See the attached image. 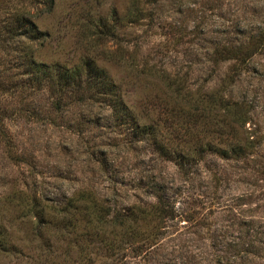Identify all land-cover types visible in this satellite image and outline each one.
<instances>
[{"label":"rangeland","instance_id":"1","mask_svg":"<svg viewBox=\"0 0 264 264\" xmlns=\"http://www.w3.org/2000/svg\"><path fill=\"white\" fill-rule=\"evenodd\" d=\"M140 7V0H56L53 10L37 19L47 34L40 57L80 66L83 75L124 77L125 59L132 54L186 75L193 89L213 90L233 76L226 90L252 109L253 124L246 126L261 139L255 156L232 161L205 151L202 161L181 171L118 124L103 104L54 110L45 88H27V74L12 64L15 42L5 41L0 46V76L7 79L0 89V264H264V50L241 67L237 59L214 55L224 45L248 43L264 23V0H158L148 8L152 19L139 18ZM142 94L138 87L134 100ZM176 118H168L171 136ZM187 144L173 141L185 150ZM81 190L89 192L85 198L118 209L149 206L166 193L175 215L161 234L152 222L144 225L134 236L140 241L134 250L126 243L119 247L113 234L97 238L81 230L63 233L47 247L32 243L29 194L44 196L46 209H62Z\"/></svg>","mask_w":264,"mask_h":264},{"label":"trees","instance_id":"2","mask_svg":"<svg viewBox=\"0 0 264 264\" xmlns=\"http://www.w3.org/2000/svg\"><path fill=\"white\" fill-rule=\"evenodd\" d=\"M157 2L140 0L139 18L152 19L153 13L148 8ZM55 4L56 0H0V46L5 41L15 42L11 59L15 71L27 74L25 84L29 90H47L50 107L59 111L64 106L89 101L103 104L111 109L118 124L130 129L134 137L149 142L184 172L202 161L205 151L232 161L255 156L261 139L256 129L249 130L246 126L250 120L253 124L252 109L243 100L233 99L226 90L227 81L233 80V76L222 79L213 90L193 89L186 75L132 54L125 59L128 73L124 77L102 72L83 75L79 73L80 66L64 67L59 60L49 62L41 58L39 52L47 34L40 29L37 19L51 12ZM259 28L248 43L224 45L214 51L215 57L237 59L240 67L244 66L253 55L264 50V23ZM115 55L111 52L112 61H116ZM90 63L83 61L84 66L90 67ZM97 66L102 70L101 64ZM6 81L0 76V89L6 86ZM138 87L143 94L137 101L134 94ZM173 116L178 119V127L171 136L173 129L169 131L166 126L170 127L168 118ZM176 137L188 143L187 150L173 145ZM86 193L89 192H75L65 205L67 208L52 205L46 209V198L31 192L28 210L33 226L31 242L47 247L63 233L81 230L97 238L113 234L119 237V247L126 243L134 250L140 247L134 236L144 225L152 222V228L161 234L175 215L174 203L166 193L156 195L157 202L149 206L132 204L119 209L89 195L85 198Z\"/></svg>","mask_w":264,"mask_h":264}]
</instances>
